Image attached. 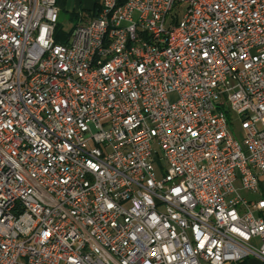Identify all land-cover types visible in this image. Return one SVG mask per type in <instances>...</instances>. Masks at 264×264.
I'll return each instance as SVG.
<instances>
[{"label": "built area", "instance_id": "built-area-1", "mask_svg": "<svg viewBox=\"0 0 264 264\" xmlns=\"http://www.w3.org/2000/svg\"><path fill=\"white\" fill-rule=\"evenodd\" d=\"M59 21L0 0V264L264 262V0Z\"/></svg>", "mask_w": 264, "mask_h": 264}, {"label": "rangeland", "instance_id": "rangeland-1", "mask_svg": "<svg viewBox=\"0 0 264 264\" xmlns=\"http://www.w3.org/2000/svg\"><path fill=\"white\" fill-rule=\"evenodd\" d=\"M90 6V4H89ZM87 6L86 4L83 5L82 7V10H81V13L83 15V20L81 19V23H85L87 21H89V19L91 18V11H90V8ZM74 9H75V0H69L68 2V5L66 7V10L64 12L61 13V16H60V22L62 23L63 27H64V30L66 32H70L74 29V27L76 26L77 23H80V19H77V20H71V13L74 12ZM178 12V14H180V16H182L184 13H185V9L184 7L182 9H180V11H176ZM232 132H233V129L231 128ZM162 164L165 165V161H162ZM156 169H157V173L159 175H162V172H161V169L159 167V165H156ZM237 187L241 188V184L240 183H237ZM242 194L247 197V198H255L254 195L250 194V193H247L245 191L242 190ZM255 244L259 245V242L258 241H255L254 242ZM226 264H230V263H226Z\"/></svg>", "mask_w": 264, "mask_h": 264}, {"label": "bare ground", "instance_id": "bare-ground-1", "mask_svg": "<svg viewBox=\"0 0 264 264\" xmlns=\"http://www.w3.org/2000/svg\"><path fill=\"white\" fill-rule=\"evenodd\" d=\"M118 12V5H109L106 10V16L104 17V27H111L113 17ZM173 42L172 31H164V37L162 38V45H171ZM122 54H129V47H122ZM91 55H98V48H91ZM94 68H101V60H94Z\"/></svg>", "mask_w": 264, "mask_h": 264}, {"label": "trees", "instance_id": "trees-1", "mask_svg": "<svg viewBox=\"0 0 264 264\" xmlns=\"http://www.w3.org/2000/svg\"><path fill=\"white\" fill-rule=\"evenodd\" d=\"M100 10H101V3H97L95 5L94 9L90 13L91 18L89 20L91 21L92 19L97 17ZM77 19H80L79 20L80 23H77L76 26L81 24V22H82L81 19L83 20V15H82L81 11L80 12H74L71 14V20L72 21L77 20ZM71 33H72V31L66 32L64 30L62 23L59 21V23L57 24V28H56V42L61 43V44H67L69 42ZM251 259H255V258L246 259L244 262H242L240 264H248ZM258 261H259V262H257L258 264H264V262H262L260 260H258Z\"/></svg>", "mask_w": 264, "mask_h": 264}, {"label": "crops", "instance_id": "crops-1", "mask_svg": "<svg viewBox=\"0 0 264 264\" xmlns=\"http://www.w3.org/2000/svg\"><path fill=\"white\" fill-rule=\"evenodd\" d=\"M102 1L103 0H75L74 12H80L82 10V7H83L84 4H86L87 6H89V4H90V6H89V7H91L90 11H92L94 9L95 5L97 3H101ZM68 2H69V0H58V6H59V9H60V16H61V13L66 10ZM74 12H72V13H74ZM89 21H87V22H89ZM87 22H85V23H87ZM81 24H84V23H81ZM258 260L259 259H256V258L255 259H251L248 264H258L257 263V262H259Z\"/></svg>", "mask_w": 264, "mask_h": 264}]
</instances>
